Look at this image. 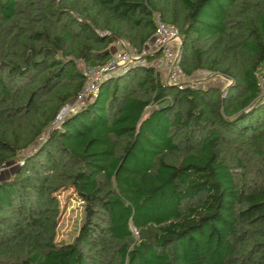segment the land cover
<instances>
[{
	"label": "trees",
	"instance_id": "trees-1",
	"mask_svg": "<svg viewBox=\"0 0 264 264\" xmlns=\"http://www.w3.org/2000/svg\"><path fill=\"white\" fill-rule=\"evenodd\" d=\"M154 12L186 75L228 85L181 88L152 65L101 83L0 180V264H264V0H0V164L74 100L81 64L116 39L140 52ZM68 189L83 217L58 242Z\"/></svg>",
	"mask_w": 264,
	"mask_h": 264
},
{
	"label": "built area",
	"instance_id": "built-area-1",
	"mask_svg": "<svg viewBox=\"0 0 264 264\" xmlns=\"http://www.w3.org/2000/svg\"><path fill=\"white\" fill-rule=\"evenodd\" d=\"M153 22L155 25L154 32L149 40L144 43L140 52L127 41L116 39L113 43L115 49L112 51V56L108 61L91 66L81 64L82 75L85 81L84 86L74 100L67 102L60 109L49 128L39 133L35 146L29 148L28 152L33 151L39 144L43 143L48 132L58 127L66 116L76 113L80 107L86 105L95 97L101 83L125 73L133 66L152 65L160 69L165 73L163 82L167 84H175L181 88L188 85L191 87L199 85L196 83L195 76L197 73L206 74V71L198 69L193 74L186 75L179 66V29L172 24L164 22L156 12L153 13ZM153 54H156V56L151 61H148L146 57ZM255 77L260 89V97L264 100V64L257 67ZM23 152L26 151L22 150L20 155L11 160L12 163L21 164L24 157ZM8 163L0 164V174L5 170Z\"/></svg>",
	"mask_w": 264,
	"mask_h": 264
},
{
	"label": "rangeland",
	"instance_id": "rangeland-1",
	"mask_svg": "<svg viewBox=\"0 0 264 264\" xmlns=\"http://www.w3.org/2000/svg\"><path fill=\"white\" fill-rule=\"evenodd\" d=\"M109 50L112 52L114 48L110 46ZM195 79L197 81L196 83L202 86L218 85L222 88H225L228 85L227 79L221 75H218L217 73H197ZM29 154L30 153L28 152V150L26 152H23V156H27ZM19 165L12 163V161L9 162L6 165L5 170L0 174V180L9 177ZM58 197L61 200V214L57 228L56 240L58 242L71 241L76 234V231L83 217L82 201L71 189L61 191ZM132 230L134 231L133 227Z\"/></svg>",
	"mask_w": 264,
	"mask_h": 264
},
{
	"label": "crops",
	"instance_id": "crops-1",
	"mask_svg": "<svg viewBox=\"0 0 264 264\" xmlns=\"http://www.w3.org/2000/svg\"><path fill=\"white\" fill-rule=\"evenodd\" d=\"M180 45V44H179ZM114 49H115V46L112 44L111 45ZM114 51V50H113ZM111 54H112V52H111ZM161 74H162V79L164 78V76H165V73L163 72V71H161Z\"/></svg>",
	"mask_w": 264,
	"mask_h": 264
}]
</instances>
